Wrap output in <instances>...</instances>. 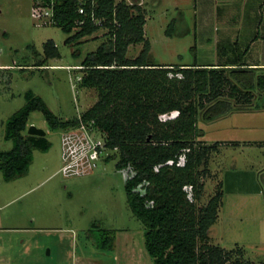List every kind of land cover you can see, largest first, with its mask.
<instances>
[{"label":"rangeland","instance_id":"1","mask_svg":"<svg viewBox=\"0 0 264 264\" xmlns=\"http://www.w3.org/2000/svg\"><path fill=\"white\" fill-rule=\"evenodd\" d=\"M138 2L146 10L144 36L150 42L152 62L213 65L248 59V0ZM33 6L34 0H0V151L13 146L12 140L4 138L5 124L24 105L27 90L65 119L80 116L98 98L95 89L78 88L77 82L83 74L81 60L107 39L105 28L68 45L64 41L69 34L57 25L41 24ZM49 39L60 56L37 68L33 64L42 58ZM142 48L143 43L129 45L127 57L137 56ZM255 72L264 76V69ZM249 73L242 70L238 75L248 77ZM252 90L251 102L263 105V90ZM229 91L228 87L223 94L233 104L229 113L246 110L247 104L228 96ZM204 108L197 127L208 131L212 126L201 118ZM243 120L246 115L240 113L223 121L236 125ZM254 120L261 123L259 116L247 123L251 125L247 136L258 140L250 150L217 147L210 154L208 167L217 173L209 171L205 177V195L199 203L222 182L224 203L206 244L230 253L225 264L235 260L264 264V127L253 129ZM217 121L215 127L223 124ZM31 124L46 131L50 147L34 149L27 171L17 178L6 180L0 171V264H152L144 248V226L128 206L127 173L115 168L116 157L105 161L115 150L105 149L93 165L85 131L77 127L51 130L39 111L29 115L25 133ZM92 138L103 137L94 131ZM196 139L211 141L200 135ZM220 142L226 144V140ZM108 236L112 247H99L98 241ZM202 245L197 242L198 248Z\"/></svg>","mask_w":264,"mask_h":264},{"label":"trees","instance_id":"2","mask_svg":"<svg viewBox=\"0 0 264 264\" xmlns=\"http://www.w3.org/2000/svg\"><path fill=\"white\" fill-rule=\"evenodd\" d=\"M139 0H86V15L77 12L78 0H56L53 23L69 36L71 45L105 28L107 39L88 52L79 67L78 88H93L98 98L80 116L61 118L32 90L24 93L25 103L5 124L4 138L13 146L0 151V171L6 180L21 176L28 169L34 149L47 151L44 136L25 133L29 115L39 111L51 130L78 127L80 120H93V129L115 150L105 161L116 157L115 168L127 173L124 188L131 212L144 226V248L152 264H225L230 253L217 245L206 244L211 226L223 204L222 183L205 195L209 156L218 143L207 144L200 135L198 119L212 120L233 109L228 96L251 104L253 90H264V76L255 74L242 59L235 63L157 64L150 59V42L144 36L146 10ZM50 0H43L47 5ZM101 20L90 19V11ZM84 18L82 24L77 21ZM143 43L139 54L127 57L129 45ZM42 58L33 65L48 66L59 57L57 45L47 40ZM74 55L79 54L77 51ZM21 66V65H20ZM30 66V65H28ZM248 71L242 77L240 71ZM177 112L174 117L161 115ZM183 156L182 164H178ZM172 161V163H169ZM191 186L190 190L186 187ZM113 239L99 240V247H112ZM201 241V248L197 242ZM231 264H255L235 260Z\"/></svg>","mask_w":264,"mask_h":264},{"label":"crops","instance_id":"3","mask_svg":"<svg viewBox=\"0 0 264 264\" xmlns=\"http://www.w3.org/2000/svg\"><path fill=\"white\" fill-rule=\"evenodd\" d=\"M248 4H249V7L247 9L246 14H248V17H249L247 19V22H248L247 25L249 28L248 39L250 40L249 41L250 44L248 48V59L247 60L242 59V61H244V63H246L248 67H254L256 69H264V0H248ZM242 7L244 8V10H246L245 8L246 5ZM256 44L259 47H263V49H259L258 51L257 50L258 46ZM253 46H256V47H254L253 49ZM220 63L221 62H217L216 64H213V65L217 66ZM223 63L226 64L230 62H223ZM231 63H235V62H231ZM255 74H259V73L255 72ZM259 105L261 106H258L257 104L256 106H254V103L251 102V104L248 105V108H246V110L239 109L237 111L224 114L218 117L217 119L215 118L212 120H206L208 122L207 126L210 125L213 127L216 124L215 121L217 120H218L217 122H219V120H222L220 122H222L223 124L217 125V127H215L216 126L215 125L214 129H212V127L211 128L209 127L210 128L208 129L209 134L207 133L208 132L207 129L202 128V130H199L200 138L203 140L204 138L211 139L210 142H206L207 144H213L217 142L219 144L218 148L221 149L222 151L223 149H226L229 146L236 147L237 149L240 147H243L244 149L250 150V148L253 147L252 143H257L258 140L247 136L249 132H251L250 127H249L251 125L248 126L247 123H249V120L255 119L256 116H259V118L261 119V123L258 125L256 123L257 121L254 120L255 122L253 121L254 122L253 129L256 126L264 127V104L263 105L259 104ZM240 113L246 115V118H247L246 121L243 120L244 121L243 123L239 121L236 125H234L232 122H230L228 123L229 124L228 125L227 123H225V121H223V120L230 118L231 116H235L236 114H240ZM246 125L248 126L247 128H245ZM230 126H233V127H230ZM232 130H234V132ZM221 139L226 140L227 145L222 144V142H220ZM259 145H260V142H259ZM261 145H264V143H262ZM247 152H250V151H247ZM216 155L218 156L219 154L216 152ZM262 160H264V158ZM262 160H260L261 162L259 163V165H263ZM208 169L210 172L212 171L210 169V165ZM212 172L214 175L217 173L216 171H212Z\"/></svg>","mask_w":264,"mask_h":264},{"label":"built area","instance_id":"4","mask_svg":"<svg viewBox=\"0 0 264 264\" xmlns=\"http://www.w3.org/2000/svg\"><path fill=\"white\" fill-rule=\"evenodd\" d=\"M91 1V5L95 4L96 0H90ZM56 0H50V2L45 5L43 4V0H34V6H33V11L35 13L36 19H38L40 21L41 24H52L53 21V6L55 4ZM129 3H132V1H129ZM86 0H78L77 3V12L81 15H86L87 14V10H86ZM33 13V12H32ZM90 19L95 22V23H101L100 19H97L94 17V10L92 9L90 11ZM84 22V18H81V20L77 21L78 24H82ZM175 112V115H177V112ZM171 112L170 114L174 113ZM170 114H166L168 117H171ZM163 116L165 115H161L160 117L162 119H165ZM173 116V117H174ZM166 117V118H168ZM78 129H81L83 131H85L87 133L88 136V140H89V144L90 147L88 148V159L92 160V164L95 165V160H97L101 154L104 153L105 151V142L103 140V138L100 139H94L92 138V133H94V129H93V120L90 121H82L80 120L79 122V126L77 127ZM183 156H181L178 160V164H182L183 163ZM94 161V162H93ZM169 163H172V161H169ZM187 190L191 189V186L186 187Z\"/></svg>","mask_w":264,"mask_h":264},{"label":"water","instance_id":"5","mask_svg":"<svg viewBox=\"0 0 264 264\" xmlns=\"http://www.w3.org/2000/svg\"><path fill=\"white\" fill-rule=\"evenodd\" d=\"M28 134H31V135H40V136H44L46 134V131L43 130L42 128H39L33 124H31L29 127H28Z\"/></svg>","mask_w":264,"mask_h":264}]
</instances>
